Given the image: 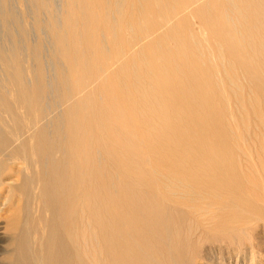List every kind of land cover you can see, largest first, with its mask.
<instances>
[{
	"label": "bare ground",
	"instance_id": "1",
	"mask_svg": "<svg viewBox=\"0 0 264 264\" xmlns=\"http://www.w3.org/2000/svg\"><path fill=\"white\" fill-rule=\"evenodd\" d=\"M8 1L0 185L23 166L13 263L178 264L199 222L264 217V150L231 122L233 94L242 122L264 125V0ZM250 255L212 261H263Z\"/></svg>",
	"mask_w": 264,
	"mask_h": 264
},
{
	"label": "rangeland",
	"instance_id": "2",
	"mask_svg": "<svg viewBox=\"0 0 264 264\" xmlns=\"http://www.w3.org/2000/svg\"><path fill=\"white\" fill-rule=\"evenodd\" d=\"M12 3L13 1L11 0V4ZM12 5L10 6V8L14 9ZM232 96H233L232 105L234 106L233 109L235 111V115H234V120L231 122L233 123V126L237 125L236 127H234L236 128L235 129L236 133L243 135L245 139V145L250 150V152L252 151L255 152L256 150L259 151L261 149L264 150V147H262L264 146V125L261 124L256 117H253L249 123L242 122L241 117L243 115V112L240 108H238V103H237V99H235V95L232 94ZM247 127H248V130L246 129ZM254 141L256 144L254 145L255 147L252 146ZM253 147L257 149L255 150L253 149ZM235 148L237 149L236 153L239 155L238 159L241 162V164L242 163L243 165L246 164L247 163L246 157L242 155L243 150H245L244 147H242L243 148L241 149L242 151H239L238 147L236 146ZM258 151L256 152L258 153ZM256 152L251 153V154L254 156ZM12 167L13 169L6 170L1 176L2 184L0 185V205H1L0 206L1 207L0 208V227H1L0 228V239H1L0 240L1 241L0 242V264H15L16 263V258L14 259V263H13L12 256L14 254V256L16 257L19 254H21L20 250L22 249L19 248L18 243H20L24 235L22 227H20V231H19V229H17L19 228V225H18L14 227L16 229L14 231V228H12L10 225L12 218H13L12 214H14L17 211L18 212L21 211V208H22L21 206L23 203L21 199L19 200V202L14 203V199L17 201L19 196H18V192L13 189L14 185L17 183V175H16L15 168H18V167L22 168L23 166L21 164H15ZM261 172L264 173V171L259 170V173H260L259 179L264 180V178H262V176L264 177V174H262ZM249 218H250L249 220H246L248 222L244 224H238L234 226V228L231 225L230 228L226 230L219 229V228L210 230L209 224H206V223L203 224L198 221L199 224L196 225V227L193 229V232L189 237V243L188 245L185 246L184 252L182 256H180L178 264H213L212 258L213 260L215 258H220V257L224 259L225 258L235 259L236 257L241 258L242 256L244 259H246V263H248L250 262V256H251L250 253L255 256L254 257L255 263H258L259 260L262 259L263 261L261 262V264H264V217L259 218L258 216L252 215ZM250 220L251 222H249ZM13 238H15L17 241L15 239L13 240ZM203 248H205V250ZM18 250L20 251L19 253H18ZM206 250L207 252H205Z\"/></svg>",
	"mask_w": 264,
	"mask_h": 264
}]
</instances>
